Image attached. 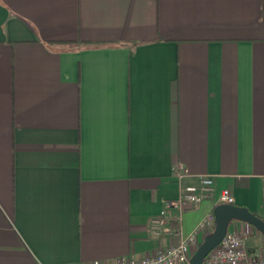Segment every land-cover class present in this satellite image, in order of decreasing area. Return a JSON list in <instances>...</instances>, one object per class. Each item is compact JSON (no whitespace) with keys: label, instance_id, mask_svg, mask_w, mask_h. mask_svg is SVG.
Instances as JSON below:
<instances>
[{"label":"crops","instance_id":"obj_1","mask_svg":"<svg viewBox=\"0 0 264 264\" xmlns=\"http://www.w3.org/2000/svg\"><path fill=\"white\" fill-rule=\"evenodd\" d=\"M222 189L264 221V0H0V264L154 254Z\"/></svg>","mask_w":264,"mask_h":264},{"label":"built area","instance_id":"obj_2","mask_svg":"<svg viewBox=\"0 0 264 264\" xmlns=\"http://www.w3.org/2000/svg\"><path fill=\"white\" fill-rule=\"evenodd\" d=\"M177 180H182L186 174L183 168L177 165L172 173ZM214 191L213 180L210 176H199L198 185H187L181 188V194L176 202L165 204V208H174L182 212L185 206L200 204ZM219 203L233 205L234 198L228 189H222L218 196ZM165 210L161 212L164 216ZM169 220L161 218L157 221L160 226L168 225ZM214 229V217L206 216L196 229L177 245L159 249L154 254L136 259L134 257H119L109 262H94L90 264H188L189 258L199 245L198 236L203 238ZM249 236L245 228H235L228 231L217 247L211 250L202 264H264V251H252L245 245Z\"/></svg>","mask_w":264,"mask_h":264},{"label":"water","instance_id":"obj_3","mask_svg":"<svg viewBox=\"0 0 264 264\" xmlns=\"http://www.w3.org/2000/svg\"><path fill=\"white\" fill-rule=\"evenodd\" d=\"M212 214L214 229L203 238L189 258L188 264H202L207 254L217 247L226 235L232 222L244 223L264 238V221L244 207L219 203L214 207Z\"/></svg>","mask_w":264,"mask_h":264},{"label":"rangeland","instance_id":"obj_4","mask_svg":"<svg viewBox=\"0 0 264 264\" xmlns=\"http://www.w3.org/2000/svg\"><path fill=\"white\" fill-rule=\"evenodd\" d=\"M230 227V226H229ZM257 232V231H256ZM258 233V232H257ZM259 234V233H258ZM260 235V234H259ZM195 250V249H194Z\"/></svg>","mask_w":264,"mask_h":264}]
</instances>
